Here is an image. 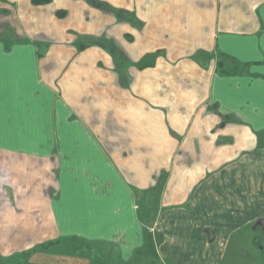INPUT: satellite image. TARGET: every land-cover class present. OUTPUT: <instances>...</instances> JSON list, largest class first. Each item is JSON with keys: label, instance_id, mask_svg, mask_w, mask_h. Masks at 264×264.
<instances>
[{"label": "crops", "instance_id": "1", "mask_svg": "<svg viewBox=\"0 0 264 264\" xmlns=\"http://www.w3.org/2000/svg\"><path fill=\"white\" fill-rule=\"evenodd\" d=\"M106 1L0 0V262L221 264L264 219V0Z\"/></svg>", "mask_w": 264, "mask_h": 264}, {"label": "rangeland", "instance_id": "2", "mask_svg": "<svg viewBox=\"0 0 264 264\" xmlns=\"http://www.w3.org/2000/svg\"><path fill=\"white\" fill-rule=\"evenodd\" d=\"M85 1H87L88 4L97 7L99 11L107 13L112 17L131 18V21L132 18L136 17L135 9L123 8L120 5L117 7L116 4H111L106 0ZM99 38L101 37H92L90 39H94L95 43ZM128 39H131V37ZM100 41L97 43L106 45L111 50L116 49L114 42H108L105 38ZM87 45L88 42L86 44L84 43V46L87 47ZM118 56L122 58L121 54H118ZM50 178L54 182L56 181L53 173L50 174ZM224 254V259L221 264H264V230L261 227L255 229L254 225L244 229L242 232L234 236L232 241L228 244Z\"/></svg>", "mask_w": 264, "mask_h": 264}, {"label": "trees", "instance_id": "3", "mask_svg": "<svg viewBox=\"0 0 264 264\" xmlns=\"http://www.w3.org/2000/svg\"><path fill=\"white\" fill-rule=\"evenodd\" d=\"M52 0H33V3L34 4H48V3H50ZM83 47H85V46H83ZM110 49V48H109ZM223 64V63H222ZM141 66H144L143 64H141ZM245 69H243V67L242 66H238V67H236V69H235V71L234 70H224V71H222L224 74H226V75H233V74H239V75H241V74H243V71H244ZM0 264H3V263H1L0 262Z\"/></svg>", "mask_w": 264, "mask_h": 264}, {"label": "water", "instance_id": "4", "mask_svg": "<svg viewBox=\"0 0 264 264\" xmlns=\"http://www.w3.org/2000/svg\"><path fill=\"white\" fill-rule=\"evenodd\" d=\"M261 227L264 230V219L258 220L254 226V228ZM210 233V236L212 237V233Z\"/></svg>", "mask_w": 264, "mask_h": 264}]
</instances>
